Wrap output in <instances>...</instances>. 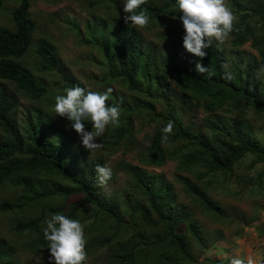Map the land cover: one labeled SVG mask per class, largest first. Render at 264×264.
Segmentation results:
<instances>
[{
	"label": "rangeland",
	"instance_id": "374dc122",
	"mask_svg": "<svg viewBox=\"0 0 264 264\" xmlns=\"http://www.w3.org/2000/svg\"><path fill=\"white\" fill-rule=\"evenodd\" d=\"M100 0H32L30 15L36 23L32 36V44L20 59L21 66L28 70L40 83L47 86L46 93L40 99H34L28 92L20 89L15 83L1 80L8 95L16 103L14 116L20 136L28 138L29 122L42 120L50 127V136L64 140L68 148L67 166L70 170L85 175V170L95 163L107 165L113 169V177L107 184L99 186V195L107 204H112L120 214L123 222L132 221L126 237L132 233L138 237L153 235L160 229H150L141 218L140 210L147 201L133 187L132 177L126 170L127 164L140 165L147 171L163 173L172 181L178 196L177 204L192 212V220L199 225L202 243L190 239L189 248L196 264H228L233 257L247 261V250H252L258 264H264V164L255 163L251 167L254 156L244 155L234 165L232 175L222 172L210 173L200 178L199 174L206 170L203 163L192 165L186 170L180 167L183 152L191 153L194 146L186 140L166 141L163 145L169 152L166 162L157 166H146L140 162L142 153L161 122H152L153 114L165 113L174 107L185 126L202 136L233 141L236 123L242 118L246 126L244 134L250 140L264 148V113L253 108L240 110L236 106L226 104L223 107L207 110L205 99L191 98L183 93L175 81L166 85L163 99H155L141 92L131 91L122 78L110 75L112 32L118 27V20L136 34L144 48L154 53L153 70L160 69V60L171 47H182L183 28L179 19H172L173 11L169 8L159 13L150 24L136 30L124 21V13L120 0L115 5ZM165 0H147L161 4ZM234 13L235 21L243 13L250 19L252 10L246 0L237 3L226 0ZM17 5L16 0H6L5 8L0 16V25L11 24V11ZM118 19H113L114 16ZM108 17L110 19H108ZM248 19V20H249ZM250 21H253L251 19ZM102 28L101 33L98 29ZM97 36H92V32ZM41 41H45L54 51L55 66L46 69L42 56L38 52ZM213 43H217L213 40ZM219 44V43H218ZM224 52L226 75L230 77L238 64H258L256 73L264 78V62L246 42L238 48L231 45V36L219 44ZM255 73V72H254ZM144 83L148 80L142 78ZM80 86L91 91H104L111 87L108 104L119 103L122 118L127 114L123 105L133 110V132L128 138L118 142L119 126H109L105 133L97 138L100 148L90 151L81 143L79 135L68 125V121L55 116L54 103L57 95L64 94L65 89ZM263 84H259L262 87ZM264 99V90L261 94ZM143 101L149 103L145 106ZM91 128V125H88ZM223 128V129H221ZM228 130L229 132H226ZM4 133L2 130H0ZM174 151L177 154H174ZM6 162H0V167ZM188 178L203 189L230 220L219 219L205 212L185 191L182 178ZM78 185L64 178L59 173L36 170L23 174H15L5 178L0 185V205L10 204L8 209L0 208V239L6 244V257L15 264H49V250L44 243L43 227L46 219L59 213L80 220L84 227L87 241L88 259L85 264H111L113 249L122 246L118 240L104 242L106 233L112 231L114 224L105 212L93 204L82 206L77 214H72L74 204L83 199ZM39 192L49 193L39 197ZM153 218L155 216L153 215ZM34 223L29 228L22 225ZM182 227L185 228L184 225ZM181 227V229H182ZM125 230H123L124 232ZM124 243V242H123Z\"/></svg>",
	"mask_w": 264,
	"mask_h": 264
},
{
	"label": "trees",
	"instance_id": "16d2710c",
	"mask_svg": "<svg viewBox=\"0 0 264 264\" xmlns=\"http://www.w3.org/2000/svg\"><path fill=\"white\" fill-rule=\"evenodd\" d=\"M31 1L16 0L17 5L11 11V24L0 25V79L13 82L20 89L28 92L32 98L40 99L46 93L47 86L16 62L28 52L36 28V23L30 15ZM103 1L110 5L117 3V0H100L97 3ZM234 1L241 3V0ZM246 2L250 4L252 14L248 20L249 15L243 13L239 21L234 22V30L230 33L231 45L238 48L250 41L252 48L261 58L260 65L264 62V0H246ZM5 3L6 0H0V16ZM173 5L174 0H165L161 4L147 2L143 7L148 9L150 21H153L160 12L169 8L173 11ZM113 19H118L117 15ZM251 19L253 21H250ZM102 31V28L98 29L99 33ZM91 35L97 36V33L94 31ZM112 36L110 59L114 63L111 65L110 75L122 78L131 91L168 102L169 99L164 96V91L167 83L173 80L180 90L191 98L205 99V107L209 111L231 104L243 111L253 108L264 113V99L261 97L264 78L256 73L258 67L256 61L254 65L247 63L236 65L234 73L228 77L223 62V48L218 43H213L205 49L207 55L203 58V64L213 70L215 75L206 78V74H197L195 71V62L199 58L193 57L184 48L171 47L161 57L160 69L154 72L153 50L143 48L137 35L119 20ZM38 52L46 69H52L55 66L52 48L45 41H41ZM142 78L148 80V83H144ZM259 84H263L262 87ZM143 104L150 106L146 101H143ZM15 107V101L0 83V130L4 132L0 131V162H6L0 167V185L5 178L15 174L36 170L59 173L77 184L78 191L83 194V199L74 204L71 216L77 214L82 206L93 204L113 219L112 231L106 233L104 242L118 240L122 246L113 249L111 264H196L189 248V241L192 239L198 244L202 243L199 225L192 220V212L189 209L177 204L178 196L174 185L163 173H153L140 165L127 164L126 170L132 177L133 187L147 201L146 206L140 210L141 218L150 229H160V231L143 238L135 233L126 237L130 228H134V223L123 222L117 209L112 204L105 203L100 197V184L96 178L95 167L101 164L91 165L85 170L84 176L70 170L67 166L69 151L64 140L51 137L50 127L42 120L37 119L36 122L30 120L28 138L24 139L20 136L14 116ZM123 108L127 114L117 125L120 130L117 135L118 142L128 138L133 132V110L127 105H123ZM150 120L159 121L161 124L141 155L140 162L146 166L159 167L170 156L163 145L166 141L161 140V129L169 121L173 122L174 128L168 140L173 142L184 139L194 146L193 152L182 153L180 167L186 170L194 164L203 163L206 170L199 174L200 178L216 172L232 175L235 163L246 154L254 156L251 167L258 162L264 164V148L244 134L246 126L242 118L236 123L233 141L230 142L202 136L200 132L194 131L192 126H185L174 107H169L165 113L153 114ZM174 154L177 152L174 151ZM181 181L188 195L205 212L222 220H230V216L223 215L221 206L203 189L186 177ZM38 195L43 198L49 193L39 192ZM10 207L11 205L7 203L0 205L3 209ZM31 225L34 223L22 225V228L26 229ZM43 242L47 243L45 239ZM218 263L222 264L220 260ZM0 264H15L7 259L6 244L1 239Z\"/></svg>",
	"mask_w": 264,
	"mask_h": 264
},
{
	"label": "clouds",
	"instance_id": "9594fccd",
	"mask_svg": "<svg viewBox=\"0 0 264 264\" xmlns=\"http://www.w3.org/2000/svg\"><path fill=\"white\" fill-rule=\"evenodd\" d=\"M124 21L136 30H142L150 24L151 16L143 7L147 0H120ZM172 19H179L183 28L182 47L195 58L197 74H206L211 78L215 72L203 64L207 55L205 49L213 40L222 44L234 30L235 16L226 0H174ZM178 13V14H177ZM111 87L104 91L73 86L64 94L55 97V116L66 119V127L74 130L80 143L88 150L100 148V138L109 126H116L121 116L120 104H107ZM91 125V128L88 125ZM173 122L169 121L161 129V140L167 141L173 134ZM96 178L103 186L113 177V169L107 165H96ZM43 237L49 250V264H84L88 259L84 227L80 220L55 213L46 219ZM228 264H252L249 259L233 257Z\"/></svg>",
	"mask_w": 264,
	"mask_h": 264
},
{
	"label": "crops",
	"instance_id": "0c3cea01",
	"mask_svg": "<svg viewBox=\"0 0 264 264\" xmlns=\"http://www.w3.org/2000/svg\"><path fill=\"white\" fill-rule=\"evenodd\" d=\"M252 250L253 249H251V251L247 250L246 259H247V261L250 259L252 261V264H258V260L254 257V254L252 253Z\"/></svg>",
	"mask_w": 264,
	"mask_h": 264
}]
</instances>
